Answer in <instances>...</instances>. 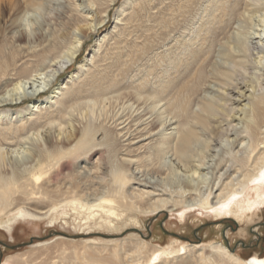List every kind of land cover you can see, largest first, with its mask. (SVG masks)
<instances>
[{
	"label": "bare ground",
	"instance_id": "6f19581e",
	"mask_svg": "<svg viewBox=\"0 0 264 264\" xmlns=\"http://www.w3.org/2000/svg\"><path fill=\"white\" fill-rule=\"evenodd\" d=\"M71 1L52 38L40 34L35 45L13 29L30 28L34 18L40 24L35 13L47 2L0 0V217H42L67 204L133 228L140 214L164 209L184 220L193 208L217 219L255 220L264 208V73L252 72L249 31L264 23V0H251L254 13L247 16L243 0H160L158 29L147 28L148 60L138 75L131 73L133 61L121 67L122 43L156 6L125 0L112 31L43 100L87 41L86 32L77 36L69 28L84 22L98 31L118 2ZM87 6H96L95 24L88 22ZM237 16L240 31L234 33ZM153 35L161 42L156 51ZM238 97L246 103L234 105ZM89 190L97 202L85 201ZM133 235L141 239L134 251L141 255L149 242ZM189 248L155 245L133 264L167 263ZM210 248L212 254L199 252L197 259L208 264L219 253L235 264H264V257L244 259L221 242ZM112 255L120 264L121 252Z\"/></svg>",
	"mask_w": 264,
	"mask_h": 264
},
{
	"label": "rangeland",
	"instance_id": "374dc122",
	"mask_svg": "<svg viewBox=\"0 0 264 264\" xmlns=\"http://www.w3.org/2000/svg\"><path fill=\"white\" fill-rule=\"evenodd\" d=\"M44 1L45 3L47 2L46 8L40 13H35L40 24L34 18L31 20L35 22L33 25L31 24V29L24 26L14 28L13 31H16L15 36L25 35L29 37L35 45L38 44L39 40L37 41V37L40 34H45L44 36L48 39L52 38V29L55 28L57 23L62 22L61 17L63 13L72 6V1ZM83 1L84 0H76V3L81 4ZM124 1L125 0H118L117 5L111 10L105 27H101L98 31L95 29L88 30L85 25L82 27L83 24H85L84 22L69 28V30L74 32L77 36L84 35V32H86L87 41L77 59L68 69L63 71L61 76L57 79V82L52 85L48 92L40 95V98L44 100L50 97L52 91L58 84H61L66 78L77 71L79 64L90 57L97 39L103 34L112 31L116 21L117 9ZM153 1L152 6L156 7L150 10L151 14L150 12H145L139 20L140 24L138 23L137 27L132 26L133 28L131 30L133 32L128 34L127 36L129 37L122 43L123 57L122 55L120 56V62L123 66L121 67L127 69L130 63L132 65L134 62L133 67L135 66L136 68L134 67V71L131 72L132 74L134 73L133 75L141 74L143 68L141 64L147 63L148 60L145 54L147 53L145 44L148 43L147 28L155 25L153 32L158 29V24L155 22L156 18L154 20V17L158 16L160 0ZM232 1L233 0H229V2ZM249 3L250 5H247ZM197 6L199 7V5ZM197 6L195 8H198ZM87 7L86 13H88V22L95 24L97 18L96 6ZM253 8L254 5H252L251 0H243L242 9L244 11H242L244 15L247 16V13L249 14L250 11L254 13L252 10ZM252 13H250V15H253ZM258 15L259 14H254L255 23L260 19ZM35 16L33 15L32 18ZM240 19V16H237L235 19L236 23L232 30L234 33L240 31ZM260 24L261 25H254L249 31L250 40L253 45H255L252 58L257 66L252 72L258 74L264 73V58L263 61H260L261 56L264 55V52L260 50L264 48V23ZM12 32L8 33L9 36L12 35ZM151 41H153L151 42L152 45L154 44L151 46L153 49L155 48L156 51L161 44L160 39L157 35H153ZM109 42H114V39ZM139 46L141 47L139 48ZM219 47L220 45L217 46V48ZM218 50L214 53V60L218 58ZM121 60L126 64L124 65ZM247 84L248 83H244L245 87H242V90L246 89ZM37 85L38 83L34 88H36ZM209 85L211 89H217L214 82L209 83ZM32 89L30 91H33ZM239 91L241 90L232 92V94H234L233 97H236ZM245 92L246 94L249 93L248 90ZM236 101L234 105H243L246 103L245 97H238ZM28 105L30 106L31 103H26L24 106ZM46 134L45 131L39 134V142L42 145L45 144ZM232 172L233 170L231 173ZM88 192L87 196L90 200L85 201L90 204L97 202L95 193L93 191L92 193L90 190ZM187 213L185 220L179 217L177 211L169 209L160 210L156 213H143L140 214V224L137 225L136 228H133L132 224L125 225V223L120 220L116 223L115 221L106 223L103 219L99 218L98 215L94 216L89 208L74 207L67 204L61 206L59 209H55L47 216L42 217L32 215H10L2 218L0 217V264H4L6 259L12 255L15 256V259L8 264H117L112 255L115 250L120 251L122 254V261L120 264H133V262L139 260L144 261L147 257L148 250H151L150 248L155 245L168 246L174 244L175 247L178 248L182 246L183 243L190 246L188 254L182 255L184 250H180L177 254L181 253L182 256L170 257L166 259L167 263L162 264H205L198 260V257L195 255L199 252H203L206 255L212 254L210 245L216 242L223 243L233 253L244 259H248L252 256L264 257V208L262 212L259 213V216L249 223H238L233 217H220L217 219L215 216L202 212L199 208L190 209ZM256 227L258 228L255 229ZM136 233L139 234L140 238L149 242L148 247L144 249L145 252L141 255L134 252L141 242V239L133 235ZM20 244L24 245L15 248L11 247ZM183 257L184 259H181ZM208 264L235 263L226 256L214 253L211 260L208 261Z\"/></svg>",
	"mask_w": 264,
	"mask_h": 264
},
{
	"label": "water",
	"instance_id": "95a60500",
	"mask_svg": "<svg viewBox=\"0 0 264 264\" xmlns=\"http://www.w3.org/2000/svg\"><path fill=\"white\" fill-rule=\"evenodd\" d=\"M22 245H24V244H22ZM21 244L20 245H17V246H11L12 248H15V247H20V246H22Z\"/></svg>",
	"mask_w": 264,
	"mask_h": 264
}]
</instances>
